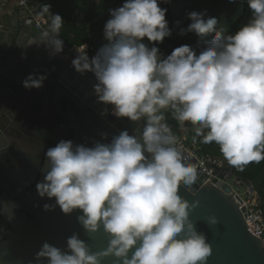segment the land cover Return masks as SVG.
<instances>
[{"label": "clouds", "instance_id": "1", "mask_svg": "<svg viewBox=\"0 0 264 264\" xmlns=\"http://www.w3.org/2000/svg\"><path fill=\"white\" fill-rule=\"evenodd\" d=\"M160 2L125 0L109 12L103 30L107 43L91 59L84 45L72 61L78 73L94 75V93L112 106V115L144 121L140 135L122 131L110 143L92 147L61 140L46 151V174L36 185L41 198H54L45 211L58 207L69 216L78 210L84 233L93 237L102 229L107 247L93 252L74 232L64 250L44 242L37 262L102 264L111 257L117 264H206L211 247L189 219L200 202L189 203L178 191L195 197L198 171L176 148L165 112L181 128L197 126L201 143L218 145L240 171L264 161V0H246L250 18L234 33L217 30L215 18L205 21L190 13L182 34L212 38L199 54L183 45L166 58L143 42L158 44L171 35ZM44 12L49 28L28 44H44L57 55L64 22L47 6ZM45 78L30 75L22 86L39 89ZM0 139L8 138L0 134ZM204 219L210 228L218 223L213 215Z\"/></svg>", "mask_w": 264, "mask_h": 264}, {"label": "water", "instance_id": "2", "mask_svg": "<svg viewBox=\"0 0 264 264\" xmlns=\"http://www.w3.org/2000/svg\"><path fill=\"white\" fill-rule=\"evenodd\" d=\"M31 21V15L24 11L20 15L5 17L0 24V129L6 130L14 146L11 150L8 141L2 142L0 153L13 152L17 147L16 139L8 131L12 126L39 132L45 146L50 143V148L61 140H71L74 145L86 147L95 143L108 144L122 131L139 136L144 121L131 122L112 115V106L100 103L94 93V75L91 72L78 73L73 67L75 53L63 47L59 54L51 55L44 44H28L41 36ZM30 75L33 78L45 76L42 87L26 90L22 82ZM3 114L7 116L5 119ZM45 123H51V128L47 129ZM46 151L45 147L39 183L43 182L47 170ZM182 154L187 163H195L194 159L188 160V156ZM218 170L214 167L210 180L197 170L199 178L193 185V191H197L195 197L184 192L183 188L178 190L189 203L194 199L200 202L199 207L189 214V219L198 232L206 235L211 247L206 264H264V248L261 247L264 240L247 232L245 207L220 180L233 175L228 169L221 173ZM235 180L248 189L246 196L254 192L248 181L236 177ZM12 196L15 200H8L10 206L0 207L9 221L7 233H0V241L3 240L0 242V264H47L34 260L42 244L47 242L64 250L66 239L74 232L93 252L107 247L108 238L102 229L93 237L84 233L76 221L80 214L78 210L69 216L62 214L58 207L45 211L44 205L54 204V198H41L37 191L19 200L16 195ZM209 215L218 220L215 228H210L204 219ZM102 264L117 262L109 257Z\"/></svg>", "mask_w": 264, "mask_h": 264}, {"label": "trees", "instance_id": "3", "mask_svg": "<svg viewBox=\"0 0 264 264\" xmlns=\"http://www.w3.org/2000/svg\"><path fill=\"white\" fill-rule=\"evenodd\" d=\"M115 3L116 0H44L39 5V12L47 29L50 25V16L44 12V6H47L52 14L60 15L64 22L59 30L60 38L71 49H79L85 45L87 57L91 59L107 43L103 30L105 23L110 19L109 12L116 9ZM158 6L166 9L165 19L171 35L158 44L149 43L146 38L143 42L149 47H158L162 58H166L175 48L183 45L190 46L199 54L203 50L204 43L212 38L211 35L202 38L194 32L182 34L191 23L188 16L192 12H196L205 21L215 18L217 20L216 29L223 30L225 33H234L250 18L246 0H166V2L161 0ZM70 34H73L72 38L69 37ZM165 115L166 122L174 135H176V131L192 126L186 123L181 128L170 113L165 112ZM194 137L197 138L199 155L206 159L222 156L218 145L215 143L203 144L201 143L202 137L196 135ZM225 163L231 168L234 177L251 184L264 217V161L250 163L244 167L243 171Z\"/></svg>", "mask_w": 264, "mask_h": 264}, {"label": "flooded vegetation", "instance_id": "4", "mask_svg": "<svg viewBox=\"0 0 264 264\" xmlns=\"http://www.w3.org/2000/svg\"><path fill=\"white\" fill-rule=\"evenodd\" d=\"M3 117L5 119L6 114H3ZM46 125L47 129L51 128V123ZM8 131L18 144L13 152L0 153V207L4 209L10 206L8 200H15L12 194L19 200L27 194L36 192V185L39 183L40 171L44 164L43 150L45 147L46 150L50 148V143L45 146L46 142L39 132H29V129H24L22 126L21 129L12 126ZM6 133V130L0 129V134L8 138ZM7 141L8 148L12 150L14 146L9 139H0V143ZM8 223L7 215L0 210V233L4 235L7 233Z\"/></svg>", "mask_w": 264, "mask_h": 264}, {"label": "built area", "instance_id": "5", "mask_svg": "<svg viewBox=\"0 0 264 264\" xmlns=\"http://www.w3.org/2000/svg\"><path fill=\"white\" fill-rule=\"evenodd\" d=\"M17 5L20 9L27 11L32 17V27L37 30L40 35H42L47 29V27L43 24V19L39 12V5L44 2V0H15ZM61 39V38H60ZM63 47H67L63 41ZM68 48V47H67ZM70 51L78 55L77 52H81L83 50V46L79 49H71L68 48ZM84 54L87 55V47L84 48ZM176 136V135H175ZM176 140V148L181 152L185 153L188 156V160H195L193 164L197 170L200 172L201 175H205L210 180L212 178V172L214 171V167H217L218 173L225 171L228 169L231 171V168L226 165V163L220 158H211L206 159L205 157L201 156L197 152V138H192L188 143L183 141L180 137H177ZM222 180L229 188L230 192L233 196L240 199L242 206L246 209V216H245V224L246 230L256 238H260L264 240V217L262 211L255 200L251 201V197L254 193H250L249 196H246L245 193L248 192V189L242 185L240 182L235 180V177L232 178L224 177ZM229 181H232L236 188H232L229 184ZM243 189L244 197L240 194V189Z\"/></svg>", "mask_w": 264, "mask_h": 264}, {"label": "rangeland", "instance_id": "6", "mask_svg": "<svg viewBox=\"0 0 264 264\" xmlns=\"http://www.w3.org/2000/svg\"><path fill=\"white\" fill-rule=\"evenodd\" d=\"M125 2V0H116V3H115V6L116 8L120 7L123 5V3ZM73 34H70V38H72ZM195 127L196 126H191L189 128H183V129H180L178 131H176V136L177 137H180L183 141L188 142L191 138H193L195 135H194V132H195ZM220 159H222L224 162H227L223 156L219 157ZM229 184L232 188H236V186L234 185V183L232 181H229ZM244 188H245V185H243ZM244 191L243 189L241 188L240 189V194L243 195L244 197ZM254 193V192H253ZM246 194V193H245ZM255 200V202L258 203L259 207H260V204H259V201H257V196H256V193L253 194V196L251 197V201Z\"/></svg>", "mask_w": 264, "mask_h": 264}, {"label": "crops", "instance_id": "7", "mask_svg": "<svg viewBox=\"0 0 264 264\" xmlns=\"http://www.w3.org/2000/svg\"><path fill=\"white\" fill-rule=\"evenodd\" d=\"M24 11L18 7L15 0H0V24L3 23L5 17L16 15L17 13L20 15Z\"/></svg>", "mask_w": 264, "mask_h": 264}]
</instances>
